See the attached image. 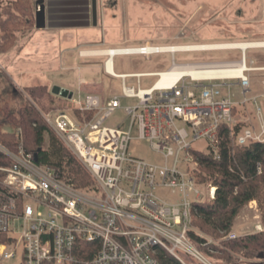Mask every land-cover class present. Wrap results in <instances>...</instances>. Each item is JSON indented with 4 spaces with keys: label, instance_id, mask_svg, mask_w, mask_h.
<instances>
[{
    "label": "built area",
    "instance_id": "obj_1",
    "mask_svg": "<svg viewBox=\"0 0 264 264\" xmlns=\"http://www.w3.org/2000/svg\"><path fill=\"white\" fill-rule=\"evenodd\" d=\"M248 49H240L239 61L191 64H177L174 55L192 50L154 45L101 55L107 57L104 68L112 76L107 64L116 55L157 53L172 54L169 70L237 65L242 75H183L170 89H157L155 82L148 89L135 90L127 86L128 78H161V72L118 74L114 77L123 81L122 95L103 100L73 92L71 107L43 113L46 123L91 175L92 184L85 188L63 170L38 165L22 143L13 150L0 142V232L9 237L0 244V260L70 264L84 258L79 255L80 243H89L95 247L89 250L93 255L86 264H162L163 257L180 264H214L193 237L209 241L196 231L193 219L196 204L216 196L215 185L197 179L198 157L220 158L224 125L233 130L237 146L264 142V107L258 106L257 96L250 95L252 73L264 72V66L253 59L248 62ZM230 80L238 81L240 96L233 92ZM125 98L135 100L125 107L126 122L105 126ZM249 103L255 105L254 125L237 120L239 109ZM240 123L243 126L236 130ZM15 135L22 141L21 129ZM134 141H146L159 160L132 156L129 148ZM163 190L171 192V200L159 195ZM257 227L263 230L260 224ZM224 237L236 239L238 235L230 231Z\"/></svg>",
    "mask_w": 264,
    "mask_h": 264
},
{
    "label": "rangeland",
    "instance_id": "obj_2",
    "mask_svg": "<svg viewBox=\"0 0 264 264\" xmlns=\"http://www.w3.org/2000/svg\"><path fill=\"white\" fill-rule=\"evenodd\" d=\"M13 0H7L2 9ZM97 24L89 29L46 33L40 39H32V53L23 54V47L34 36L33 27L18 34L13 47L0 55V108L17 113L28 102L42 114L59 108L72 106L68 98L52 94L58 86L69 92L97 95L107 100L113 95H122L123 81L105 71L106 56L96 52L108 49L154 46H183L214 43H242L264 41V0H97ZM58 42V43H57ZM48 49H42L40 45ZM233 48V47H229ZM99 54L89 56L91 53ZM242 57L240 49H208L179 51L174 55L177 64L203 62H233ZM248 62L264 66V47L247 51ZM173 64L170 53H157L149 57L141 55H116L113 71L116 74L168 72ZM170 71V70H169ZM158 75L128 78L129 87L148 89ZM251 94L257 96L258 106L264 103V72L252 73ZM233 92L240 96L237 80H230ZM34 90V91H33ZM33 92V93H32ZM33 94V95H32ZM135 103L134 99H122L118 108L106 121L105 126L117 127L127 120L125 107ZM254 103L240 108L237 120L244 125L256 124ZM3 132L15 133L8 124ZM132 156L149 161H158L159 155L150 149L146 141H134L129 148ZM205 184H212L205 182ZM214 185V184H213ZM159 195L171 200L170 191H159ZM264 199L250 202L240 212L231 232L238 236L263 229ZM212 245L222 248L225 235L212 236L193 225ZM218 254L215 250H210ZM238 260L232 264H243ZM214 264L226 262L211 260ZM20 258L0 260V264H19Z\"/></svg>",
    "mask_w": 264,
    "mask_h": 264
},
{
    "label": "trees",
    "instance_id": "obj_3",
    "mask_svg": "<svg viewBox=\"0 0 264 264\" xmlns=\"http://www.w3.org/2000/svg\"><path fill=\"white\" fill-rule=\"evenodd\" d=\"M35 12L31 0H13L0 13V55L7 54L17 40L18 34L25 28L35 25ZM34 91V90H33ZM33 93V92H32ZM1 96L3 94H0ZM33 95V94H32ZM264 107V103H263ZM8 124L14 130L21 129L22 141L15 133L3 132L2 126ZM242 123L236 126L239 130ZM233 130L227 126L221 129L220 158L200 155L196 173L200 182H210L216 187L213 200L196 204L193 225L212 236L230 232L242 209L252 201L264 199V142H253L247 146H237L233 142ZM0 142L15 150L20 143L26 151L37 155V164L63 170L78 186L85 188L92 184V178L83 163L63 143L59 136L46 123L43 114L30 102L17 113L0 108ZM264 225V215L262 218ZM196 243L209 260L232 264H264V226L255 231L238 236L236 239H224L222 248L208 243L205 238L193 234ZM7 233L0 232V244L8 242ZM206 243V244H205ZM205 244V245H204ZM83 250L78 262L86 264L91 259L88 253L94 244L80 243ZM215 250L218 254H213ZM162 264H180L175 258L163 257ZM212 262V261H211Z\"/></svg>",
    "mask_w": 264,
    "mask_h": 264
},
{
    "label": "crops",
    "instance_id": "obj_4",
    "mask_svg": "<svg viewBox=\"0 0 264 264\" xmlns=\"http://www.w3.org/2000/svg\"><path fill=\"white\" fill-rule=\"evenodd\" d=\"M5 1L7 0H0V6H2ZM31 1L34 7L36 8L37 3L41 0H31ZM42 1L44 2V6L46 10V28L42 30H36L34 36L30 39V41H27L26 45H24L22 51L23 54H25L26 56H29L32 53L31 51L33 46L31 44L32 39H40V37L44 36L46 33L54 34L58 32H67L69 30L89 29L92 26L93 18H92L91 0H42ZM214 44H222V43H214ZM225 44H229V43H225ZM199 45H205V44H199ZM40 46L42 47L43 50L48 49V47L45 44ZM219 49L226 50L233 48L226 47ZM197 50H192V51H197ZM204 50H208V49H204ZM203 63H207V62H203ZM113 74L115 75L116 73ZM116 76L119 75L116 74Z\"/></svg>",
    "mask_w": 264,
    "mask_h": 264
},
{
    "label": "bare ground",
    "instance_id": "obj_5",
    "mask_svg": "<svg viewBox=\"0 0 264 264\" xmlns=\"http://www.w3.org/2000/svg\"><path fill=\"white\" fill-rule=\"evenodd\" d=\"M226 47H233V48H240V49H247V48H254V47H264V41L260 42H242V43H234V44H205V45H194V46H163L164 50H204V49H219V48H226ZM125 48H112L105 50L104 52H96L99 54H116V53H123ZM113 61L110 59L107 64L108 72L114 73L113 71ZM234 68H222V69H196L192 67H184L180 69H172L168 72L161 73V78L156 81L155 88L157 89H170L174 86L175 82L183 75H191L194 78L200 77H215V76H222V77H238L242 75V69L237 65H234ZM114 75V74H113ZM116 76V74L114 75Z\"/></svg>",
    "mask_w": 264,
    "mask_h": 264
},
{
    "label": "water",
    "instance_id": "obj_6",
    "mask_svg": "<svg viewBox=\"0 0 264 264\" xmlns=\"http://www.w3.org/2000/svg\"><path fill=\"white\" fill-rule=\"evenodd\" d=\"M92 1V18L94 25L97 24L98 19V9H97V0ZM39 7V9H37ZM35 28L38 30H42L46 28V10L44 6V2L41 0L36 5V12H35ZM52 94L71 99L73 96V92H69L66 89H62L58 86H55L52 89ZM35 161H37V155H35ZM264 254H261L259 258H263Z\"/></svg>",
    "mask_w": 264,
    "mask_h": 264
}]
</instances>
